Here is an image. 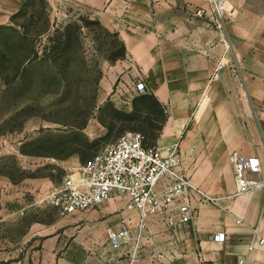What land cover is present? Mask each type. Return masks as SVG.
Returning <instances> with one entry per match:
<instances>
[{
    "label": "crops",
    "instance_id": "1",
    "mask_svg": "<svg viewBox=\"0 0 264 264\" xmlns=\"http://www.w3.org/2000/svg\"><path fill=\"white\" fill-rule=\"evenodd\" d=\"M49 2L55 11L62 3L80 5L119 33L126 56L102 78L99 105L135 107L154 94L167 112L158 144L178 143L186 174L219 199L197 202L191 220L175 226L147 214L134 252L132 241L115 247L108 235L109 228L138 230L140 211L127 209L124 196L61 215L45 197L65 176L0 179V264H264V188L236 194L231 161L234 152L257 155L263 173L256 176L264 175V0H229L222 27L193 15L209 8L205 0ZM23 3L0 0V24ZM221 59L226 65L219 68ZM140 79L147 83L142 92L135 88ZM51 160L68 174L81 156ZM40 204L51 210L46 221L29 217ZM25 221L17 236L4 228Z\"/></svg>",
    "mask_w": 264,
    "mask_h": 264
},
{
    "label": "rangeland",
    "instance_id": "2",
    "mask_svg": "<svg viewBox=\"0 0 264 264\" xmlns=\"http://www.w3.org/2000/svg\"><path fill=\"white\" fill-rule=\"evenodd\" d=\"M25 2V14H19L16 19L26 27L21 26L20 29H29V36H32L35 32L30 25L31 18L35 15V19L40 21L35 11H42L43 2ZM46 7L52 23L62 25L61 31L70 22L83 25L80 45L74 52L82 65L77 72H72L71 68L67 75L55 73L61 80V88L57 92L46 91L43 84L42 75L49 72L46 63H33L25 75L11 79L10 84L0 77L1 181L10 178L19 182L27 177L35 180L49 173L60 179L67 172H63L56 161L49 163L47 160L79 155V167L70 171L74 173L93 153L102 150L126 130L143 131L147 145L158 144L167 120L166 110L164 115H160L158 108L152 106L114 107L111 101L99 105L96 99V106L88 107L102 78L112 74V65L126 56L112 57L119 53L123 40L119 33L117 36L110 29L111 32H105L92 23L91 20L96 18L80 5L62 3L56 12L46 0ZM45 201L50 203L47 197ZM50 215L51 210L40 204L32 208L29 217L46 221ZM24 227H27V221L4 226L12 230L13 236L22 233Z\"/></svg>",
    "mask_w": 264,
    "mask_h": 264
},
{
    "label": "built area",
    "instance_id": "3",
    "mask_svg": "<svg viewBox=\"0 0 264 264\" xmlns=\"http://www.w3.org/2000/svg\"><path fill=\"white\" fill-rule=\"evenodd\" d=\"M209 8L197 7L193 15L210 18L222 27L229 0H205ZM219 68L226 65L219 61ZM138 91H145L144 79L136 82ZM143 131L126 130L102 150L95 153L74 173L64 177L62 185L51 191L47 199L61 215L95 207L101 202L116 197L126 198V208L140 211V222L135 235L124 226L109 228L108 235L115 247L132 241L134 252L139 247L149 213L163 215L172 225L187 222L198 210L197 202L217 201L213 195L197 185L182 168L180 145L174 143L163 147L147 145ZM236 194L256 188H264L263 164L257 155L245 156L234 152L231 157ZM240 221V220H239ZM219 240L225 233L218 234ZM264 241V237L261 239ZM244 263V258H240Z\"/></svg>",
    "mask_w": 264,
    "mask_h": 264
},
{
    "label": "trees",
    "instance_id": "4",
    "mask_svg": "<svg viewBox=\"0 0 264 264\" xmlns=\"http://www.w3.org/2000/svg\"><path fill=\"white\" fill-rule=\"evenodd\" d=\"M42 2V11L40 13L38 10L35 11L39 15L37 19L40 21L35 19L37 16L32 15L30 22V25H33L34 35L29 36V29L22 31L20 27L25 26L19 24L16 19L19 14H25L26 2L18 12L12 15L9 23L0 24V77L10 84L11 79L25 75L27 68L33 63L39 62L40 65L46 63L49 72L42 75L43 84L46 91L57 92L61 88V80L55 73L60 72L67 75L71 72V68H73L72 72H77L82 65L74 52L80 45V30L83 25L70 22L63 26V31H61L62 25L52 23L48 17L49 10L46 7V0H42ZM91 22L101 27L103 31L111 32L100 20L92 19ZM114 34L118 36V32L114 31ZM126 52L125 43L122 41L119 53L112 57L114 59L123 57ZM97 94L98 90L88 107L96 106ZM144 106L157 107L159 114L164 115L165 107L154 94H144L135 105V107Z\"/></svg>",
    "mask_w": 264,
    "mask_h": 264
},
{
    "label": "bare ground",
    "instance_id": "5",
    "mask_svg": "<svg viewBox=\"0 0 264 264\" xmlns=\"http://www.w3.org/2000/svg\"><path fill=\"white\" fill-rule=\"evenodd\" d=\"M229 5V4H228Z\"/></svg>",
    "mask_w": 264,
    "mask_h": 264
}]
</instances>
